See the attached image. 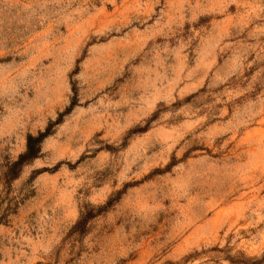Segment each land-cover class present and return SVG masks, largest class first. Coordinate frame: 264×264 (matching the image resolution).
Returning a JSON list of instances; mask_svg holds the SVG:
<instances>
[{"label":"rangeland","instance_id":"374dc122","mask_svg":"<svg viewBox=\"0 0 264 264\" xmlns=\"http://www.w3.org/2000/svg\"><path fill=\"white\" fill-rule=\"evenodd\" d=\"M0 264H264V0H0Z\"/></svg>","mask_w":264,"mask_h":264},{"label":"trees","instance_id":"16d2710c","mask_svg":"<svg viewBox=\"0 0 264 264\" xmlns=\"http://www.w3.org/2000/svg\"><path fill=\"white\" fill-rule=\"evenodd\" d=\"M33 139L34 138L32 136H29L27 138L26 149H25L24 153L21 154V156H20L21 162L28 161V160L33 159L34 157L37 156V153L39 151L38 144H39L41 139L37 138V143L33 142Z\"/></svg>","mask_w":264,"mask_h":264}]
</instances>
